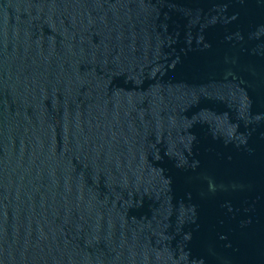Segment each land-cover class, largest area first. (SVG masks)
<instances>
[{"label":"water","instance_id":"95a60500","mask_svg":"<svg viewBox=\"0 0 264 264\" xmlns=\"http://www.w3.org/2000/svg\"><path fill=\"white\" fill-rule=\"evenodd\" d=\"M0 264H264V0H0Z\"/></svg>","mask_w":264,"mask_h":264}]
</instances>
